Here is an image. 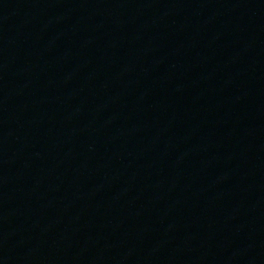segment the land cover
<instances>
[{
    "label": "water",
    "instance_id": "95a60500",
    "mask_svg": "<svg viewBox=\"0 0 264 264\" xmlns=\"http://www.w3.org/2000/svg\"><path fill=\"white\" fill-rule=\"evenodd\" d=\"M206 264H264V195Z\"/></svg>",
    "mask_w": 264,
    "mask_h": 264
}]
</instances>
